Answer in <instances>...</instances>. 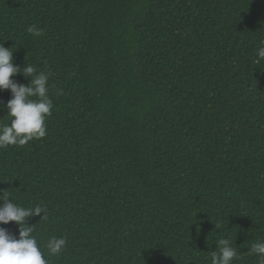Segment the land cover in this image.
<instances>
[{
	"label": "trees",
	"instance_id": "trees-1",
	"mask_svg": "<svg viewBox=\"0 0 264 264\" xmlns=\"http://www.w3.org/2000/svg\"><path fill=\"white\" fill-rule=\"evenodd\" d=\"M262 42L264 0H0V43L55 85L47 135L0 149V194L46 209L41 250L67 239L49 264H211L220 238L257 264Z\"/></svg>",
	"mask_w": 264,
	"mask_h": 264
},
{
	"label": "clouds",
	"instance_id": "clouds-1",
	"mask_svg": "<svg viewBox=\"0 0 264 264\" xmlns=\"http://www.w3.org/2000/svg\"><path fill=\"white\" fill-rule=\"evenodd\" d=\"M27 32L39 38L43 35V29L36 25L27 28ZM264 45V42H262ZM12 48L0 43V91L10 90L11 99L6 104H0V110L7 109L4 117H8L10 123L0 124V149L8 146H25L32 140H39L47 135L46 119L51 116L53 100L50 89L55 85H49L50 71H38L37 67L26 63L23 68L15 65ZM264 60V46L257 49L259 64ZM22 74L30 78L27 85L15 82L11 77ZM56 96L63 95V89L56 88L53 93ZM0 118V119H2ZM0 224L16 222L19 225V238L10 234L5 228L0 227V264H49L46 257L57 256L66 248V237L53 236L47 241L43 252L33 235L35 226L29 225L27 219L31 216H39L41 220H47L46 209L41 206L25 208L13 202L5 193L0 194ZM40 220V221H41ZM219 229V225L215 224ZM216 250L211 253V264H233L241 257L237 248L233 247V241L220 238L216 241ZM249 255L257 258V264H264V241L253 243L248 249Z\"/></svg>",
	"mask_w": 264,
	"mask_h": 264
}]
</instances>
